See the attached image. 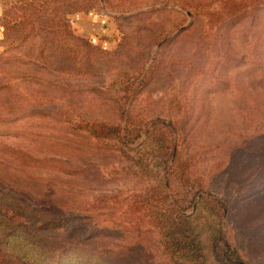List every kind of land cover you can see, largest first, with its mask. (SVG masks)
Returning a JSON list of instances; mask_svg holds the SVG:
<instances>
[{
    "label": "rangeland",
    "instance_id": "1",
    "mask_svg": "<svg viewBox=\"0 0 264 264\" xmlns=\"http://www.w3.org/2000/svg\"><path fill=\"white\" fill-rule=\"evenodd\" d=\"M7 11L0 121L27 132L0 135V264H87L39 258L66 245L96 246L111 264H171L156 215L193 219L208 264H226L217 229L243 263L264 264V0H16ZM89 122L121 138L77 131ZM38 221L60 231L29 230Z\"/></svg>",
    "mask_w": 264,
    "mask_h": 264
},
{
    "label": "trees",
    "instance_id": "2",
    "mask_svg": "<svg viewBox=\"0 0 264 264\" xmlns=\"http://www.w3.org/2000/svg\"><path fill=\"white\" fill-rule=\"evenodd\" d=\"M16 0H14L15 3ZM13 3V4H14ZM9 11L5 13L4 19V27L7 25ZM229 14H226L228 17ZM235 18L238 17V14H235ZM231 18V17H230ZM19 124V125H18ZM79 132L90 134L93 137L103 138V139H111V138H121L122 128L120 126L108 125L101 122H89L85 125H81L78 127ZM27 131H24L22 125H20L17 120H3L0 121V135L3 136H15L22 137L25 135ZM128 127H126V138L128 137ZM153 137V136H152ZM12 202H16L15 198H11ZM216 205L223 209L225 207L224 203L219 201L218 199H214ZM171 209L177 213H179L176 209L178 206L177 201H174ZM179 220L177 221L174 215H156L154 219H152V225H154L159 231L161 236V244L164 253L167 254L169 261L171 264H208V254L205 252L204 247L201 245L200 233L197 230V224L194 223V220L191 218H184L182 215H178ZM222 219V215L220 216V220ZM79 219H65L59 222L60 224L71 225L75 223ZM41 225L44 231L50 229L49 231L55 232L60 231L57 228L58 224L55 221H48V223H41L40 221L34 223L29 230L37 229ZM72 231V230H71ZM78 233L72 231L73 239ZM216 240L224 247L225 251L223 252V258L226 264H246L243 263L240 256L232 249V246L226 239L224 232L222 229H217L214 231ZM86 238V237H85ZM45 238L44 240H46ZM51 245H60L56 241L50 242ZM61 248V247H60ZM68 248V249H67ZM79 247L77 245H66L64 249L61 251H51V249L47 251H43L44 257L39 255V258H43L45 261H51L52 258L61 256H70L75 260H81L83 262H87V264H111L104 259H102L95 252H98L99 248L94 247L91 249L92 252L90 255H80L76 250ZM67 249V254H60L63 250ZM40 250V249H39ZM76 251V252H75ZM74 253V254H72ZM60 257L59 259H61Z\"/></svg>",
    "mask_w": 264,
    "mask_h": 264
},
{
    "label": "crops",
    "instance_id": "3",
    "mask_svg": "<svg viewBox=\"0 0 264 264\" xmlns=\"http://www.w3.org/2000/svg\"><path fill=\"white\" fill-rule=\"evenodd\" d=\"M14 0H0V36L2 35V31L4 29V19H5V13L7 9L13 4ZM107 31V30H105ZM104 32V28L99 30V33Z\"/></svg>",
    "mask_w": 264,
    "mask_h": 264
}]
</instances>
